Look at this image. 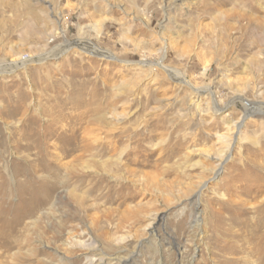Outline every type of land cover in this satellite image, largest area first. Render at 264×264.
Here are the masks:
<instances>
[{
	"label": "rangeland",
	"instance_id": "obj_1",
	"mask_svg": "<svg viewBox=\"0 0 264 264\" xmlns=\"http://www.w3.org/2000/svg\"><path fill=\"white\" fill-rule=\"evenodd\" d=\"M18 63L0 264H264V0H0Z\"/></svg>",
	"mask_w": 264,
	"mask_h": 264
},
{
	"label": "bare ground",
	"instance_id": "obj_2",
	"mask_svg": "<svg viewBox=\"0 0 264 264\" xmlns=\"http://www.w3.org/2000/svg\"><path fill=\"white\" fill-rule=\"evenodd\" d=\"M81 40V39H80ZM67 46H66V49H64V50H61V51H59V52H57L55 55H59V54H62L63 52H65V51H67V49H70L71 47H76V48H78V49H81V51L83 50L86 54H95V53H100V54H102L103 55V52L102 51H100V50H98L97 48H95V47H93V45H91V43H89V42H87V41H77L76 43H74V44H66ZM58 50V49H57ZM56 52V51H55ZM105 52V51H104ZM106 57H108V56H106ZM46 58V57H45ZM53 58V57H52ZM109 58V57H108ZM108 58H106V59H108ZM43 61V59H38V60H29L28 61V63H26V64H30V63H40V62H42ZM142 61H144V60H142ZM133 63V62H132ZM19 66H24V64H22V63H18V64H13V65H9L8 67H5V68H1L0 69V73H2V74H7V73H10V72H12L14 69H16L17 67H19ZM158 67H161V65L160 64H158ZM171 76H172V78H175V79H177V80H179V78H180V76L179 75H176V74H170ZM210 92V91H209ZM251 105V104H250ZM252 106V105H251ZM260 106V105H259ZM245 109V108H244ZM217 110V109H216ZM218 111V110H217ZM13 222V221H12ZM15 222V221H14ZM5 224V223H4ZM10 225V224H9ZM7 226V225H6ZM3 228H4V226H3ZM13 233V232H12ZM11 236H10V234H9V232L8 233H6L5 231H3V232H1V236H0V240L1 239H3V238H7L8 240H9V238H10ZM13 239V238H12ZM17 239H18V237H17ZM14 241V240H13ZM11 245V244H10ZM0 246H6V244H4V243H0ZM7 247V246H6ZM10 250V248L8 249V251Z\"/></svg>",
	"mask_w": 264,
	"mask_h": 264
}]
</instances>
